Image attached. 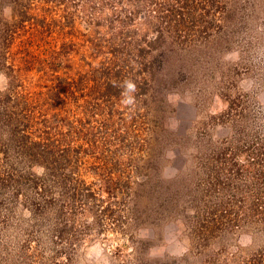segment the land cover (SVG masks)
Wrapping results in <instances>:
<instances>
[{"label": "rangeland", "instance_id": "rangeland-1", "mask_svg": "<svg viewBox=\"0 0 264 264\" xmlns=\"http://www.w3.org/2000/svg\"><path fill=\"white\" fill-rule=\"evenodd\" d=\"M4 1L2 23L14 14ZM189 4L205 14L189 20L202 32L185 40V50L166 55L147 83L153 90L142 95L152 110L147 114L129 99L136 89L117 97L120 103L106 104L102 96L106 76L99 72L109 56L98 50L118 43L113 35L121 30L118 23L108 28L110 8L94 25L79 6L66 14L33 6L36 18L46 17L45 28L27 25L7 52V64L22 79L17 91L50 97L58 118L83 119L89 133L106 132L118 158L106 161L122 168L113 177L132 171V180L143 183L139 206L122 227L106 221L103 230L61 243L17 202L0 223V264H46L49 248L62 249L58 264H264V0ZM142 28L134 21L124 31L141 36ZM6 86L0 71V91ZM100 197L105 203L106 193Z\"/></svg>", "mask_w": 264, "mask_h": 264}, {"label": "trees", "instance_id": "trees-1", "mask_svg": "<svg viewBox=\"0 0 264 264\" xmlns=\"http://www.w3.org/2000/svg\"><path fill=\"white\" fill-rule=\"evenodd\" d=\"M190 1H4L13 7L14 14L10 21L0 22V71L7 78L6 88L0 91V223L9 220L16 210L17 202H23L22 208L35 217V221L39 224L43 221L52 227V236L56 240L54 243H61L68 236L78 240L91 228L103 230V222L106 221L113 226L110 228L119 229L127 223V217L131 216L133 210L138 208V189L143 183L139 179H133V183L132 171L113 177L122 168L117 163L106 161L108 158L112 162L118 161L116 150L111 146L113 141L108 139L106 132L89 133L85 129L89 124L83 119H69L67 116L58 118L57 113L51 110L54 100L50 97H32L17 91L22 79L18 70H13L14 65L7 64V52L14 36L27 25L45 28L42 24L46 17L36 18L31 12L33 6L42 3L41 11L53 12L61 8L65 14L69 7L79 6V12L85 20L94 25H100L96 16H100L101 10L110 8L105 22H109L108 28L111 30L113 24L118 23V29L121 30L115 37L113 35V39L118 38V43H106L98 50V53L102 50L101 53L109 56L108 62L99 72L106 76L102 83V96L106 104L112 103L111 98L120 103L116 98L132 91L127 87V82H131L136 90L129 99L136 102L137 106L140 103V108L143 107L147 114L152 110L142 95L153 94V90L149 89L152 85L148 86L147 83L157 78L156 73L166 55L185 50L188 48L184 44L185 40L195 32H202L191 21H194V16L201 18L205 14H195L197 9L189 4ZM69 14L71 16L72 13ZM134 21L146 31L141 36L136 31H124ZM133 35L138 36L136 43L133 42ZM25 56L19 59L27 65L30 61ZM117 112L121 118L122 115ZM153 132V129L149 131L150 138ZM80 140H85L86 145L79 144ZM86 175L91 179L88 180ZM136 185L138 188L135 189ZM102 192L107 196L105 203L100 197ZM83 209L86 211L84 217ZM73 222H78V227L75 228ZM71 246V243L67 245V251L64 252L66 261L67 257H71ZM43 250L40 251L41 257H45ZM47 251L51 254L46 264H58L55 257L58 252L62 254V249L55 251L49 248Z\"/></svg>", "mask_w": 264, "mask_h": 264}, {"label": "clouds", "instance_id": "clouds-1", "mask_svg": "<svg viewBox=\"0 0 264 264\" xmlns=\"http://www.w3.org/2000/svg\"><path fill=\"white\" fill-rule=\"evenodd\" d=\"M128 89L134 90L135 86L131 82H127Z\"/></svg>", "mask_w": 264, "mask_h": 264}]
</instances>
